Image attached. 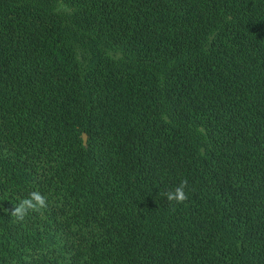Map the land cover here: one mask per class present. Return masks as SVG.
Here are the masks:
<instances>
[{
  "label": "trees",
  "instance_id": "16d2710c",
  "mask_svg": "<svg viewBox=\"0 0 264 264\" xmlns=\"http://www.w3.org/2000/svg\"><path fill=\"white\" fill-rule=\"evenodd\" d=\"M0 264H264V0H0Z\"/></svg>",
  "mask_w": 264,
  "mask_h": 264
},
{
  "label": "clouds",
  "instance_id": "9594fccd",
  "mask_svg": "<svg viewBox=\"0 0 264 264\" xmlns=\"http://www.w3.org/2000/svg\"><path fill=\"white\" fill-rule=\"evenodd\" d=\"M187 186L188 181L186 179L182 180L177 187L166 191L164 196L170 203L175 202V204H183L188 199V195L185 191ZM46 207V197L39 191H32L29 193L28 197L23 198L12 207L10 215L15 217L18 221H23L29 212H39Z\"/></svg>",
  "mask_w": 264,
  "mask_h": 264
},
{
  "label": "water",
  "instance_id": "95a60500",
  "mask_svg": "<svg viewBox=\"0 0 264 264\" xmlns=\"http://www.w3.org/2000/svg\"><path fill=\"white\" fill-rule=\"evenodd\" d=\"M83 138H84V144L87 145V135H84Z\"/></svg>",
  "mask_w": 264,
  "mask_h": 264
}]
</instances>
